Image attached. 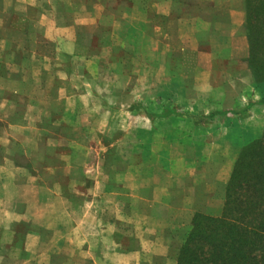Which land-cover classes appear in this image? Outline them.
Segmentation results:
<instances>
[{"label":"crops","instance_id":"0c3cea01","mask_svg":"<svg viewBox=\"0 0 264 264\" xmlns=\"http://www.w3.org/2000/svg\"><path fill=\"white\" fill-rule=\"evenodd\" d=\"M146 49L148 89L136 92L137 71L118 94L132 104L112 119L101 106L95 126L129 148L79 164L90 155L64 145L77 102L95 111L84 78L97 64L111 81L122 73L108 67L142 64ZM249 57L246 0H0V264H178L264 131Z\"/></svg>","mask_w":264,"mask_h":264},{"label":"trees","instance_id":"16d2710c","mask_svg":"<svg viewBox=\"0 0 264 264\" xmlns=\"http://www.w3.org/2000/svg\"><path fill=\"white\" fill-rule=\"evenodd\" d=\"M249 65L264 82V0H246ZM178 264H264V133L235 163L223 215L195 216Z\"/></svg>","mask_w":264,"mask_h":264},{"label":"rangeland","instance_id":"374dc122","mask_svg":"<svg viewBox=\"0 0 264 264\" xmlns=\"http://www.w3.org/2000/svg\"><path fill=\"white\" fill-rule=\"evenodd\" d=\"M138 52H139L138 53L139 57L142 58L141 59L142 64L130 63L127 66H123V67L121 66V68L117 66L108 67V69L110 70L111 77H112V74L114 73H118L117 75H119V73H122V75H119V76L116 75L117 78H113L111 81H106L105 79V83H103V81H101V76L98 78V76L101 73V66L97 64L92 65L93 67L90 69L91 74L93 71L95 74L94 77L97 79H93V80L91 79L90 81L89 80L87 81V78H84L85 88H87L89 91L97 92L98 94L97 96L92 97L91 100H88L89 104H93L95 106L94 107L95 111L92 114L91 113L92 111L89 112L87 110L86 108L87 106L85 105L84 98H83V103L77 102V104L74 106L75 109L77 110L76 107H78L79 109V107L82 106L84 110L83 113L79 112L78 116L75 118L77 125L73 127L72 122H66L67 125L71 126L69 134L66 135L67 143H71L72 141H74L72 143L74 145H67V144L64 145V148L68 149L67 151H70L73 153H82V154L86 153L90 155L89 161H85L83 159L78 158L77 162H79V164L86 163L90 165V167L95 169L98 166H102L104 163H106V161L112 162L111 160H108V157L112 156L114 153L116 154L117 151L124 152L125 149L127 150L129 148V146L117 144V140H118V128L117 127L111 131V133L109 134L110 136L109 138L107 134L104 135L100 132L102 130L99 129L98 125L97 127L95 126L97 124V121L101 120V117L103 115L104 117L109 116V113H107L104 110V108L101 106L105 105L104 107H107V106L111 107L112 112L110 114V117L112 119V117H117V115L119 114L116 112L113 113L115 109L122 110V108L119 107V106H122V104L123 105L132 104L131 100L127 99L124 95H121V94L118 95V94L119 92H124L123 91L124 88L133 83L134 81L133 76L137 75V71H139L138 79L140 80L138 83V86H139L138 89L140 90L137 91L136 89V92H146L145 90L148 89L149 78H147L146 75L149 73L150 69H149V65L146 63L148 62V58H149V49L142 50L141 52L138 51ZM115 53L116 55L119 56L118 52H115ZM131 56L133 58L134 54L131 53ZM132 60H136V59H132ZM91 74H90V77H93L91 76ZM73 83L74 84L71 87L72 89H69V86L67 85L69 94L73 95L72 99L79 97L77 94H73V93L79 92L75 90H78L82 87L79 79L74 81ZM17 85H18V82L15 81L14 86H17ZM255 88L261 91L262 96L259 97V100L264 102V82H261V81L259 83L255 82ZM101 92H103L104 94L102 95ZM105 92H110V94L106 93L105 95ZM112 92H116V93L112 95ZM29 93L31 94L29 97L32 100L35 98L37 99V97L32 96L33 92H29ZM55 99L61 100L59 99V97H55L54 99H52V101L53 100L55 101ZM40 100L44 101L45 104H48L51 101V97L49 96L45 98L41 97ZM59 105L61 104H57V103L55 104V106H59ZM103 110H104V113L102 114ZM123 115L124 113L122 114V116ZM46 120L52 121L53 123H57L62 120V117L57 114H49L48 116H46ZM65 150L66 149H64L63 152H66Z\"/></svg>","mask_w":264,"mask_h":264}]
</instances>
